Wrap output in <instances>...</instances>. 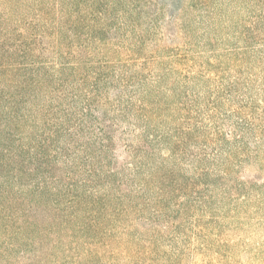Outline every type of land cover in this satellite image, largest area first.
Returning <instances> with one entry per match:
<instances>
[{
  "label": "rangeland",
  "instance_id": "obj_1",
  "mask_svg": "<svg viewBox=\"0 0 264 264\" xmlns=\"http://www.w3.org/2000/svg\"><path fill=\"white\" fill-rule=\"evenodd\" d=\"M92 1L98 31L80 53L57 44L45 54L50 83L28 104L37 113L1 128L0 149L7 131L22 136L14 146L45 139L54 122L45 126L38 110L53 108L50 121L67 116L63 125L79 132L48 142L41 174L54 185L96 182L106 198L122 192L133 227L112 238L119 251L150 238L154 264H264V0ZM37 3L0 0V40L34 19ZM57 16L48 22L64 41ZM2 171L0 184L14 178Z\"/></svg>",
  "mask_w": 264,
  "mask_h": 264
},
{
  "label": "trees",
  "instance_id": "obj_2",
  "mask_svg": "<svg viewBox=\"0 0 264 264\" xmlns=\"http://www.w3.org/2000/svg\"><path fill=\"white\" fill-rule=\"evenodd\" d=\"M37 1L28 9L34 19L26 21L23 31L17 28L9 38L0 40V129L19 128L34 118V105L28 104L37 88L51 80L44 58L48 51L53 52L56 45L61 44L62 50L71 52L73 48L75 54L80 53L93 33L98 31L89 25V19H97L102 11L92 0ZM108 9L109 6L104 8L105 11ZM52 14L63 19L61 28L66 34L62 37L68 39L60 40L57 26L48 22V19H53ZM56 70L62 73V69ZM94 74L96 82L98 78L95 77L99 73ZM54 110H38L42 115L40 121L45 126L54 122L48 127L45 139L39 133L28 141L30 146L24 143L14 146L22 136L18 137V133L13 131L5 134L8 144L0 149V171L3 173V168L6 174H10L15 170V174L14 178L5 179L0 184V236L4 229L10 239L6 246L0 242V255L5 258L0 264H21L22 261L25 264H154L156 252L151 248L150 238L142 239L141 245L130 247L127 253L119 251L117 245L111 243L116 234L127 235L133 227V221L129 223L125 213L130 201L122 192L106 198L98 195L96 182L54 185L52 180L42 176L44 162L52 156V153L47 157L42 154L49 149L48 142L53 141L60 131L67 136L79 132L77 125L72 127L73 132L63 125L69 120L67 116L56 120L52 117L50 121L47 116ZM66 144L63 150L70 146ZM33 151L39 154L31 157ZM28 160L32 168L25 166ZM24 180L26 185H19ZM86 183L92 187L91 190L85 189L88 192L81 196L75 193L77 186ZM140 208L136 207L135 212L141 213ZM163 210L164 207L156 213ZM109 221L111 226H108ZM147 224L151 227L158 223L150 218ZM55 231L62 235L53 239ZM62 239L67 241L64 243L67 246L56 251L53 244L62 243ZM14 250H17L18 259H13Z\"/></svg>",
  "mask_w": 264,
  "mask_h": 264
}]
</instances>
